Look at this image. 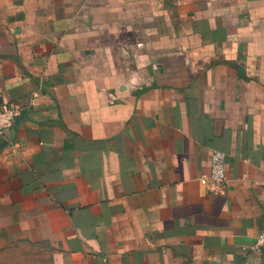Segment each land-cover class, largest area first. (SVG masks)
I'll return each instance as SVG.
<instances>
[{
  "label": "crops",
  "instance_id": "crops-1",
  "mask_svg": "<svg viewBox=\"0 0 264 264\" xmlns=\"http://www.w3.org/2000/svg\"><path fill=\"white\" fill-rule=\"evenodd\" d=\"M9 103L0 264H264V0H0Z\"/></svg>",
  "mask_w": 264,
  "mask_h": 264
},
{
  "label": "built area",
  "instance_id": "built-area-1",
  "mask_svg": "<svg viewBox=\"0 0 264 264\" xmlns=\"http://www.w3.org/2000/svg\"><path fill=\"white\" fill-rule=\"evenodd\" d=\"M34 106V101H31ZM20 108L14 104H4L0 106V140L7 143L8 149L14 153L19 150V145L10 142L6 138V133L10 130L15 119L20 115ZM208 180L214 188H222L226 183L225 155L220 151H213L210 157V175ZM264 248V230L258 233L255 244L248 248L251 253L260 254Z\"/></svg>",
  "mask_w": 264,
  "mask_h": 264
}]
</instances>
